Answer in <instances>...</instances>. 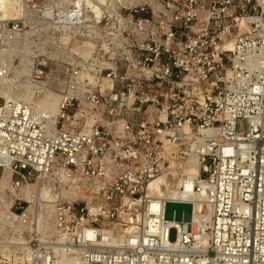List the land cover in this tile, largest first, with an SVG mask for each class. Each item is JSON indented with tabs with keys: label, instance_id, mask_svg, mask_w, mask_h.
I'll use <instances>...</instances> for the list:
<instances>
[{
	"label": "built area",
	"instance_id": "built-area-1",
	"mask_svg": "<svg viewBox=\"0 0 264 264\" xmlns=\"http://www.w3.org/2000/svg\"><path fill=\"white\" fill-rule=\"evenodd\" d=\"M16 6L1 44L52 30L80 47L48 87L54 116L0 78V202L14 197L27 264H264V0H156L99 21L87 0ZM175 181L200 200L161 199ZM168 202L192 220H166Z\"/></svg>",
	"mask_w": 264,
	"mask_h": 264
},
{
	"label": "rangeland",
	"instance_id": "rangeland-1",
	"mask_svg": "<svg viewBox=\"0 0 264 264\" xmlns=\"http://www.w3.org/2000/svg\"><path fill=\"white\" fill-rule=\"evenodd\" d=\"M87 1L88 6L92 7L93 21H99L107 11L115 16L114 11H118L119 8L125 5L120 3L124 0ZM135 2L136 4L141 2V6L151 7L152 4L156 3V0H135ZM2 15L0 12V20H6ZM17 17L14 13H11V16L5 23L17 19ZM28 32L32 33L33 38L36 39L34 43L19 44L14 48L10 47V44L7 43L0 45V64L10 69V77H12V72H15L20 82H26L28 80V77L24 75L26 69L30 68L31 71L33 69V78L36 80L40 76L39 72L42 71L43 75L41 80H46L48 86L54 90H59L64 79V72L67 68L74 66L72 59L67 60L66 56L73 57L74 53H77L78 48H80L72 43V39L77 36L76 31L63 32L61 34L55 33L52 30H44L37 33H34L35 30ZM57 39L62 40V43H59ZM45 63L46 66H41ZM20 93L25 96H21L22 98L31 99L33 102L38 101L37 97L43 96V94L33 89L29 90L27 87L22 86L20 87ZM56 93L59 94V92ZM2 175L3 170L0 169V181ZM10 198L14 197L11 196ZM2 202H0V264H27L28 257L26 249L30 239L25 234L26 228L6 218V210L10 205L3 204ZM165 219L178 223L190 222L192 220V204L168 202L165 208ZM175 239L176 230H172L169 235V240L173 242Z\"/></svg>",
	"mask_w": 264,
	"mask_h": 264
},
{
	"label": "bare ground",
	"instance_id": "bare-ground-1",
	"mask_svg": "<svg viewBox=\"0 0 264 264\" xmlns=\"http://www.w3.org/2000/svg\"><path fill=\"white\" fill-rule=\"evenodd\" d=\"M122 2H120V3L125 4V5H130V6H140V3H141V2H139L138 4H136L135 0H124ZM16 4H17V0H0V12H1V14H3L2 16L4 17V19H6V20H3V19L0 20V32H2L1 29H3V27L6 25L4 23L11 16V13H13L12 11L14 9H16ZM3 38H4V35H2V37H1V33H0V45H1V39H3ZM10 47H15V46L10 45ZM15 75H16L15 72H12V77L7 76V75L0 77L2 80H4V82L15 83V90L12 92V96H14L15 98H21V96L25 97L22 93H20V87L21 86L27 87L29 90L33 89L36 92H38L39 90L40 91L44 90L43 96L37 97V99H38L37 104H39L40 107H42V109L44 111L48 112L49 114H51L53 116L56 115L57 106H58V103L60 100V94L54 92L53 90H50L48 88L49 86H48L46 80L34 79L33 78V69L31 71L30 68L26 69L25 73H24L25 77H28V80L26 82L25 81L20 82V79H18L19 78L18 75H16V76ZM42 88H44V89H42ZM7 89H8V87H7ZM12 96H10V97H12ZM8 97H9V95H8ZM189 166H190V170H191L190 173L193 175H196L197 171H198L197 170V168H198L197 159L192 158L190 160ZM10 179H11V172H10L8 167H5V169L3 170V175H2L1 181H0V191L1 192L4 191L8 187ZM179 187H180V184L177 181H175L170 186H167L165 188H163V187L160 188L159 195H160L161 199H163V200H192V199L200 200V198L196 196V194L193 190V184L192 183H189L184 191L181 190ZM13 201H14V198L9 199L8 205L13 204ZM9 208H10V206H8V208L6 210L7 216L13 215L10 211H8ZM157 208H160L159 205L154 206L155 210ZM200 218H202V217L195 215L196 221H198Z\"/></svg>",
	"mask_w": 264,
	"mask_h": 264
}]
</instances>
